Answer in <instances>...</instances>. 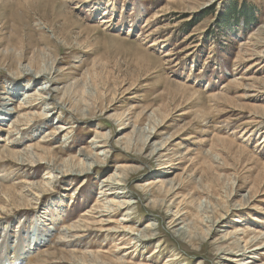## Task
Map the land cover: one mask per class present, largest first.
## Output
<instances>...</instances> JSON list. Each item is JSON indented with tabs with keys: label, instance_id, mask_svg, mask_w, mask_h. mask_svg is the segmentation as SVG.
Instances as JSON below:
<instances>
[{
	"label": "rangeland",
	"instance_id": "obj_1",
	"mask_svg": "<svg viewBox=\"0 0 264 264\" xmlns=\"http://www.w3.org/2000/svg\"><path fill=\"white\" fill-rule=\"evenodd\" d=\"M28 67L55 69L57 83L32 80ZM42 84L63 103L48 124L42 109L20 106L34 104ZM4 110L0 244L32 243L36 227L46 237L19 264H116L107 254L116 243L131 247L122 251L130 264H264V248L251 259L229 255L264 246V0H0ZM61 126L70 130L60 137ZM97 134L110 144L104 167L47 185L44 162L81 170ZM29 146L41 168L11 157ZM115 173L138 204L131 216L115 211L108 227L155 239L134 245L94 231L100 215L88 212ZM83 219L89 230H68Z\"/></svg>",
	"mask_w": 264,
	"mask_h": 264
},
{
	"label": "bare ground",
	"instance_id": "obj_2",
	"mask_svg": "<svg viewBox=\"0 0 264 264\" xmlns=\"http://www.w3.org/2000/svg\"><path fill=\"white\" fill-rule=\"evenodd\" d=\"M26 69H27V67H26ZM54 70L55 69L52 68V70L49 69V71L46 72V73H39V72L34 71L31 68H29V70H27L25 73L32 80L33 79L34 80H37L38 78L40 79L43 76H48L49 82L52 84L51 86H54L57 83V78H56V76H54L55 74H53V73H56ZM49 82L46 81V83H49ZM45 84H42L41 87H38L37 88V94L34 92V94L32 95V96L36 97V102L34 104L33 103L30 104V102H32V101L29 102V105H28V103L25 104L22 101L20 103V106L23 105V108L24 109H28V108L29 109L32 108V109H36V110H41L42 109V112H44L41 115L42 120L44 122H46V124H48L50 122H55L56 120H59L60 119V113L57 114L58 117L56 119L54 118V120H53V116L56 114V113H54L55 111H57V110H59L61 112L63 111V103H62L61 99H59V98H58L59 101L54 100V102H53L52 96L55 95V94L58 95L57 93H58V90L59 89L58 88L49 89L48 88V85H45ZM16 91H19L20 92V88H18L17 86L14 87V88L9 89V92L10 93H14ZM29 98H32V97L27 94V96L25 97V99L28 100ZM25 99H23V100H25ZM9 100H11V99H9ZM30 100H32V99H30ZM43 105L45 107H43ZM0 114H7L8 115L9 113H7L4 110V111L0 112ZM27 115H29V114H27ZM32 116L33 115H31V117ZM21 117L23 118V116H21ZM0 119H3L4 120L6 118L4 117V118H0ZM26 121H27V119H26ZM19 123H21V122H19ZM24 124H26V123H24ZM69 130H70L69 127L67 128L65 126H61V128L59 130L60 132H56V134L60 136L65 131H69ZM157 132H158V129L156 130L155 127H154V129L149 133L150 135L148 137H146V140L148 142L147 145H149L150 141L153 140L156 136L159 135V134H157ZM9 134H10V132H9ZM11 139L12 138H10L8 140H11ZM10 142L8 143V145L10 144ZM19 143H21V142L18 140V141L15 142L14 145H19ZM89 143H90L91 149L93 151L92 154H91V156L87 158L88 161H89V164H87L88 162L85 163L84 164V167L81 170H79V171H73V169L72 170H70V169H68V170H66V169H57L56 166L53 165V163L46 162L45 160L39 158L37 156V154L35 153V151H33V147H30V146H29V148H26L25 151L23 149H22L23 151H15L14 150V151H11L10 154H11V157H16V159L18 158L17 159L18 162L16 164L17 165H20V166H27V167H33V168L34 167H40V165L42 164V162L39 163V164H37V163L40 162V161H45L44 164L47 167L44 170L47 171L48 178H46V179L47 180L49 179L48 180V184H47V185H49V184H51V183H49V181L51 180V178L52 179L53 178L55 179V178H57L59 176L62 177V178L71 177V176H79V177H82L83 178V176H86L87 174H90L92 171H95L97 168H100V167L103 168L104 167V165L101 166L100 164H101L102 161L105 160L106 154L108 153L107 149L110 147V144L108 142V135L101 136L100 134H97L96 137L93 138ZM162 150H163V148H160V149L157 148V149L154 150V152L155 153L158 152L157 154H160ZM6 151H8V150H6ZM79 153H81V152H79ZM165 157H167V156H165ZM96 159H97V161H96ZM29 161H31V163H33V164L32 165L28 164ZM166 161L171 162V159H167ZM6 179L7 178L5 176L4 177H0V187L2 186L1 185V181H4ZM125 179H126L125 177L120 176L119 174L115 173V174L109 176L107 179L103 180V182L101 183L102 184L101 191L99 192V195L102 196V197H100L102 200H97L96 203H95V205H93L92 209L88 213H91V215L92 214L100 215L98 217H94V219H93L94 220V224L96 225V226H94L95 227V230H94L95 232L101 233L102 235L105 234L107 237H109V238L111 237V238H114V239L115 238H118L119 236H122L121 239H122V242H124V243L127 242V241H129V239L127 238L128 236L129 237H134V239H131V240H133L131 242V244L133 243L134 245H136L137 242L135 241V239H137L138 242H145V241L152 240L154 238V236H148L147 234L143 233L142 231L135 230L131 226H128V225H122V226H119L118 228H109L108 227V224L111 223L110 222L111 221V219H110L111 217L110 216L114 215L113 213L115 211H119V210L126 209L127 211H126V214L125 215L126 216H129L130 215V213H129L130 211L129 210L130 209H135V205L138 204V202H136V201H129V200L126 199V198H129L130 196H128V192L126 190V188H127L128 185H127V181ZM44 185H46V184H44ZM47 187H49V186H47ZM109 198H111V199H109ZM9 199H10V197H9ZM9 199H8V201H9ZM45 213H47V212H41L40 215L43 214L42 216H44ZM84 216H85V218L90 217L89 214H85ZM173 216H174V218L171 221L173 227L174 228L175 227H179L181 225V223H182V222H179V220H180V217L179 216L180 215L177 214V215H173ZM102 217L107 218V219H102ZM44 218H46V217H44ZM40 219L41 218L38 216L37 217V224H38L39 221H41ZM47 220L49 221V217L48 216H47ZM132 220H133V218L131 217L129 219H122L121 221H123L124 223L127 224V223H130L129 221H132ZM71 226L72 227L68 228V230H72L70 232H73V233H74V231L75 232H78V233H81V232H85L86 229L87 230L90 229L89 226H88V224H87L86 219L79 220L75 225H72L71 224ZM3 228L5 229V227H3ZM4 229L1 230V228H0V232H3ZM65 229H67V228H65ZM35 233H36L35 234L36 237H35V239H34V241L32 243L31 242H29L28 244L27 243L26 244L21 243L20 246L17 249H14V250L12 249L13 252H12V255H10V256L8 254L12 250L10 248L8 250H6V252L4 250V246L6 245V242L3 243L4 244L3 247L0 244V264H19L22 260H24L28 256V254L30 253V251H32V249L36 245H40L46 239L45 234H43L41 232V230L39 229V227H36ZM4 235L5 236H9V234H7V233H4ZM259 239H261V238H257V240H259ZM257 242H259V241H254V240L250 241L251 244L257 243ZM246 245H248V242H246ZM112 248H114V251H110V252L107 253V254H109L112 257V259H111L112 261H115L116 264H130L129 261H128V259H129L128 258V255H130L129 253H131V251L129 250L126 253L124 252V254L122 253V251H124V250L131 249L130 246H126L123 243H121V244L120 243L119 244L116 243V246H112ZM263 248H264V246L261 245L259 247L254 248V249H251V245H250L248 247H245L244 250L242 251V253H240V254H238L236 252H231V253L229 252V255L239 256L240 259L237 258L238 261H241L242 258H245L247 256H249L250 257L249 259H251L252 258V255L250 256V254L257 253V251H260ZM5 255H6V258H5ZM261 255L264 256V252H262ZM237 260L233 258V259H230L229 261L236 262ZM236 264H254V263L252 261H250V260H246L245 262H239V263H236Z\"/></svg>",
	"mask_w": 264,
	"mask_h": 264
}]
</instances>
